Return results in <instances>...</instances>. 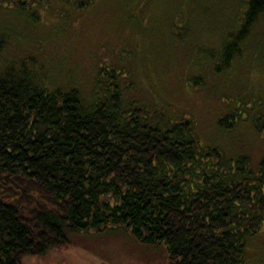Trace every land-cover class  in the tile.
<instances>
[{"label":"trees","instance_id":"16d2710c","mask_svg":"<svg viewBox=\"0 0 264 264\" xmlns=\"http://www.w3.org/2000/svg\"><path fill=\"white\" fill-rule=\"evenodd\" d=\"M246 5L225 64L264 13V0ZM6 43L0 35V53ZM24 69L0 64V264L114 231L161 248L166 264H247L248 241L264 225V158H229L200 145L192 118L126 105L103 65L89 105Z\"/></svg>","mask_w":264,"mask_h":264},{"label":"rangeland","instance_id":"374dc122","mask_svg":"<svg viewBox=\"0 0 264 264\" xmlns=\"http://www.w3.org/2000/svg\"><path fill=\"white\" fill-rule=\"evenodd\" d=\"M76 1L0 0L1 66L24 67L49 90L76 89L89 105L103 65L115 70L126 105L192 118L200 145L229 158H264V13L225 64L246 0H95L84 9ZM27 264L166 263L161 248L114 231ZM247 264H264V225L248 241Z\"/></svg>","mask_w":264,"mask_h":264}]
</instances>
